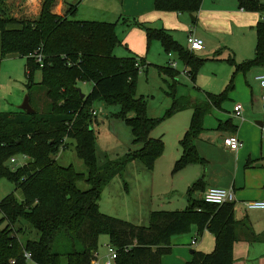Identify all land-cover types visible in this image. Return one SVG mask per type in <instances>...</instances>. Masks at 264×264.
I'll return each mask as SVG.
<instances>
[{"label": "trees", "instance_id": "16d2710c", "mask_svg": "<svg viewBox=\"0 0 264 264\" xmlns=\"http://www.w3.org/2000/svg\"><path fill=\"white\" fill-rule=\"evenodd\" d=\"M55 1L44 0L39 19L17 20L4 10L6 0H0L2 57L10 53L27 57L30 87L35 71L42 70L41 84L52 102L51 111L46 113L0 109V177L14 182L16 190H22L24 195L20 201L12 192L0 201V264H95L103 233L110 235L109 245L118 252L115 264H164L162 256L172 251V236L190 232L193 225L200 234L210 230L216 244L211 252L195 250L192 259L184 264H234V245L239 240L235 202L216 204L194 198L195 191L203 188V178L189 187L185 209L154 210L148 226L100 211L104 188L132 161L141 159L149 169L155 167L165 151L163 138L152 135L161 118L149 115L146 98L137 92L145 59L114 54L122 44L116 23L78 20L76 4L70 5L64 15H58L53 12ZM202 4L203 0L154 1L157 11L189 13L194 22ZM239 5L246 11L264 13V2L259 0H239ZM134 22L146 30L148 43L158 39L168 53L177 52L187 75L196 82L203 57L184 48L169 29L139 20ZM255 28V56L243 62L227 59L235 70L224 91L207 92L206 101L194 103L188 97L182 98L185 101L175 98L168 110L171 114L186 107L194 109L189 128L180 140L182 154L175 162L173 173L190 164L205 163L196 146L204 131L205 115L211 106L220 108L228 99L239 72L264 66V20L258 21ZM37 54L43 55L42 62L37 60ZM165 72L173 77L178 73L170 66ZM80 80L93 85L84 98L78 87ZM97 101L121 107L116 115L131 128L134 144L141 147L99 163L94 127L97 116L92 113ZM70 139L88 168L87 174L78 172L73 165L58 162L61 148L66 149ZM16 155H27L30 160L13 169L8 162ZM81 181L90 187L81 189L78 186ZM4 221L7 225L2 227ZM29 231H36L40 237L24 242L21 236ZM250 237L258 238L253 233ZM60 238L67 240L71 249L56 250ZM27 253L31 254L30 258Z\"/></svg>", "mask_w": 264, "mask_h": 264}, {"label": "rangeland", "instance_id": "374dc122", "mask_svg": "<svg viewBox=\"0 0 264 264\" xmlns=\"http://www.w3.org/2000/svg\"><path fill=\"white\" fill-rule=\"evenodd\" d=\"M19 1L21 4L22 2H27V0ZM70 1L78 7L76 17L78 20H96L116 23L117 33L122 41V44L118 45L114 52L117 57L135 55L140 59H145L146 65L141 68L139 73L137 92L139 95H143L146 98L149 115L154 118H161L160 122L153 130L154 136L162 137L165 142V151L160 157L163 158L166 154L175 152L180 148L177 143V132L184 131L189 127L193 116V107L182 108L171 114H168V110L173 106L175 98L182 99L191 96L201 99L205 98L206 92L217 94L227 88L235 70L231 61L227 59L232 57L239 62L235 57V53L230 50V48L233 46L239 48L240 45L237 40V35L243 31L241 29H235V35L233 36L231 28L225 31L220 28V25H216L209 29L206 34L204 32L205 24L200 17L197 22H193L189 13H183V17L186 18L185 22L188 26L201 30L206 35L203 39L206 42V49L198 52V54L196 53L205 60L199 70L196 82H192L189 75L183 73L185 64L179 54L172 51V59L177 62V66H171L169 63V58L171 57L164 49L162 42L158 39H153L148 43L146 30L139 24H135L134 20H139L134 12L137 7L136 0H128L125 9L121 3H118V0ZM222 1L225 5H232V3H235L237 8L240 9L239 0ZM37 2L38 0H35L33 1V6L29 9L28 7L25 8L28 9L27 14H34L33 10H37L35 6ZM43 3L44 0L42 1V6ZM16 5L18 7L17 10L20 11V5H18V3ZM8 11L9 13L11 12L10 15L12 16L16 13V10H7V12ZM22 11L23 10L20 12ZM150 24L153 27L163 26L162 21L152 22ZM132 32H135L137 36V42H134L133 45H131L132 41H130V34ZM254 32L256 34L255 29L250 27L247 28V41L250 34L254 39ZM142 35L144 38H141ZM174 36L184 48L188 49L187 34L184 30H175ZM253 41L251 48L253 47ZM139 44L145 46L143 53L141 52L142 49ZM255 47L256 43H254V49ZM0 59V109L5 112L20 111L26 97L29 96L32 98L30 99V101L32 100L31 105L37 112H50L52 109V102L48 98L46 88L41 84L43 77L42 70L38 69L35 71L33 76L34 83L30 87L31 78L27 73L26 67L27 57H23L17 53H10L2 57L1 34ZM167 66L175 68L178 72L176 77L165 72ZM258 68L259 67L251 68L246 73L248 79L250 78V84L246 82H244V84L247 86L249 94H251L254 86L256 95H260L258 83H255L256 70ZM235 83L237 84L238 90V82L234 81V84ZM78 87L84 94H88L93 85L92 82L80 80L78 82ZM180 101L185 100L182 99ZM230 102L231 101H226V106H229V109L233 108V101L232 104H230ZM120 108L119 105H110L103 101H97L94 104V110L97 111V120L94 123V127L97 135L96 146L100 164H104L108 159L119 158L130 150L141 147L140 144H134V136L131 128L122 118L116 115V113L120 111ZM262 121L264 122V117ZM68 144L69 146L66 149H63V147L61 148V152L57 156L58 162L64 166L73 165L78 172L87 174L88 168L85 162L78 156L74 141L70 139L68 140ZM13 158H15V161L12 160ZM13 158L8 162L13 169L28 163L30 160L27 155H16ZM158 162L153 169H149L141 159L132 161L125 171L117 175L104 188L99 203L100 211L130 221L136 225L148 226L150 224L151 213L154 210L185 209L186 206L183 201L185 197H182L180 192L182 187H179L177 184L179 180L178 173L167 170L165 175L164 173L161 174L160 171L166 170V167L158 165ZM154 181H156L155 184ZM78 186L84 190L90 187L85 181L79 182ZM12 192L15 193L18 200H23V192L20 189L16 190L14 182L6 177H0V201ZM1 218L2 214H0V219ZM6 225L7 221H4L1 226L5 227ZM39 237L36 231H29L21 236L24 242L29 239L37 240ZM109 244L110 235L106 233L101 234L99 237V250L97 254L101 264H107L109 259ZM77 248H81L80 244L77 245ZM55 249L61 251L64 249H71V246L68 244L67 240L60 238ZM29 264L35 263L30 262ZM112 264H115V260Z\"/></svg>", "mask_w": 264, "mask_h": 264}, {"label": "crops", "instance_id": "0c3cea01", "mask_svg": "<svg viewBox=\"0 0 264 264\" xmlns=\"http://www.w3.org/2000/svg\"><path fill=\"white\" fill-rule=\"evenodd\" d=\"M33 1L35 0H27V2H22L21 4L19 0H6L4 10L9 16L17 20H36L41 15L43 0H38L35 4L37 10H33L34 14H27L28 9L34 5ZM118 1L125 9L128 0ZM154 1L136 0L135 16L143 22L162 21V27L169 29L173 36L175 30L182 29L187 34V41L191 33H194L201 39L206 37L201 30L188 26L183 13L157 11L154 7ZM259 1L264 2V0ZM17 3L20 5V9L23 10L22 12H20L21 10H17ZM72 4L70 0H56L53 12L58 15H64ZM26 7L28 9H25ZM7 10H16V13L12 16L10 15L11 12L9 13ZM198 14L197 20L199 17L202 19L205 24L204 32L206 34L209 29L216 25H220V28L225 31L231 28L233 36L235 35V29L243 31L237 35L239 48L234 46L230 48L235 53V57L239 62L252 59L255 56L256 47L254 49V43H256L257 36L255 39L256 34L254 32V39L250 34L247 41L246 31L248 27L256 31L255 26L258 21L264 20V13L246 11L242 8L238 9L235 3L225 5L222 0H203ZM194 20L192 21L194 22ZM141 38H144L143 35ZM136 39L135 32H132L130 34L131 45L137 42ZM252 41L253 47L251 48ZM204 44L205 48L203 50L193 52L198 54V52L204 51L206 49L205 41ZM139 45L143 53L145 46L143 44ZM170 57L169 63L173 60V55H170ZM255 67H259L256 70L255 83H258L260 95H256L254 86L251 94H249V90L244 82L250 84V78L248 79L246 76L247 72H239L235 79V82H238V90L235 83L234 90L229 92L228 99L226 100L231 101L230 104L233 101V108L229 109L230 107L226 106L225 101L220 108L211 106L208 114L204 117V131L197 139L196 146L200 155L205 158V163L188 165L178 173L179 180L177 181L179 187H182L180 192L182 197H185L182 200L186 207L188 205L187 191L200 178H203V188L195 191L193 194V197L196 199L204 198L205 192L211 187H221L235 191V215L239 223L237 227L239 240L234 245V264H264V209H249L244 204L253 200L264 201V122L262 121L264 117V103L262 101V86L258 78L264 74V66ZM206 93L205 98L199 99L191 96H188V98L193 103L206 101ZM238 104L242 105L240 115H237L235 112V106ZM221 124L226 125L222 126ZM234 125L237 127L236 129H234ZM187 129L177 132L176 136L179 146L180 140ZM233 134H237L244 143L243 147L238 150H233L224 143L225 137ZM152 135L154 136L153 132ZM181 154L182 148L180 146L175 152L163 155V158L160 157L161 159L157 160V162L159 161L158 165L166 167V170L160 171L161 174L164 173L165 175L167 170L173 171L175 162ZM155 183L156 181H154ZM251 233L255 234L258 238L251 239ZM194 240L196 242L193 244ZM172 244V251L162 256L164 264H184L192 259L195 250L210 252L215 248L216 238L208 229L200 234L197 226L193 225L190 232L172 236ZM98 264H101L99 259Z\"/></svg>", "mask_w": 264, "mask_h": 264}, {"label": "built area", "instance_id": "2783aa9c", "mask_svg": "<svg viewBox=\"0 0 264 264\" xmlns=\"http://www.w3.org/2000/svg\"><path fill=\"white\" fill-rule=\"evenodd\" d=\"M188 48L191 51H197V50H203L205 48V44L203 39L199 38L194 33H191L188 36ZM170 55H173L170 53ZM36 58L39 62H42L43 55L37 54ZM171 66L176 67L177 62L174 60L171 63ZM187 75V70L184 69V72ZM261 86H262V101L264 103V74L260 75L259 77ZM235 112L237 115H240L242 112V105L238 104L235 106ZM93 115H97L96 110H92ZM224 143L226 146L230 147L233 150H238L243 147L244 143L242 140L238 137L237 134L229 135L225 137ZM15 161V158L12 159ZM204 200L209 203H216V204H224L228 202H236V194L233 189H226V188H219V187H211L209 188L204 195ZM245 206L249 209H264V201L263 200H253L248 201L244 203ZM196 242V240L193 241V244ZM26 256L28 258L31 257V254L27 253ZM109 259L107 261V264H112L114 260H116L118 256L117 250L109 246V253H108ZM95 264H98V258L95 260Z\"/></svg>", "mask_w": 264, "mask_h": 264}, {"label": "water", "instance_id": "95a60500", "mask_svg": "<svg viewBox=\"0 0 264 264\" xmlns=\"http://www.w3.org/2000/svg\"><path fill=\"white\" fill-rule=\"evenodd\" d=\"M191 17H192V20H194V17L192 15H191ZM79 91L81 92V96L84 98L86 96V94H84L80 88H79ZM21 109H23L24 111H26L28 113H34L35 112V109L31 105L29 96L26 97L23 105L21 106Z\"/></svg>", "mask_w": 264, "mask_h": 264}]
</instances>
